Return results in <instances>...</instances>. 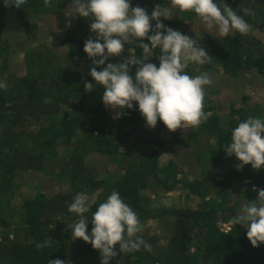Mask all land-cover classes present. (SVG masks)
Returning a JSON list of instances; mask_svg holds the SVG:
<instances>
[{
    "label": "trees",
    "instance_id": "obj_1",
    "mask_svg": "<svg viewBox=\"0 0 264 264\" xmlns=\"http://www.w3.org/2000/svg\"><path fill=\"white\" fill-rule=\"evenodd\" d=\"M7 2L9 7L0 0V82L7 84L6 89H0V264H50L55 259L66 264H101L100 252L72 235V221L79 217L68 211V205L78 193L88 194V201L93 202L85 216L90 219L114 190L137 214L142 226L155 219L161 233L137 234L152 245L151 252L141 246L139 251L119 253L115 246L118 255L110 264H264V244L254 248L247 239V229L241 225L226 229L230 218L241 213L243 203L258 198L253 186L264 189V168L254 170L249 164L238 171L233 166L221 178L212 171L207 176L195 173L198 162L186 167L182 160L168 154L163 140L146 125L136 102L132 109H123V115L109 114L102 102V86L90 75L92 60L83 50L87 39H95L90 30L91 17L75 16L70 10L72 0H50L49 7H45L44 0H26L20 8L11 6V0ZM214 2L221 8L228 4L252 31L241 35L233 30L221 37L214 27L215 35L199 32L190 37L209 55L201 67H220L222 78L228 82L253 73L264 83V0ZM137 5L151 15L150 9L156 5L171 3L131 0V7ZM245 8L255 14L246 15ZM45 14L57 20L48 26L58 27V31H49V44L38 39L40 25L36 19ZM171 15L167 22L160 19L176 31L182 30L178 28L183 22L201 21L194 12ZM152 25L155 27V21ZM201 26L206 27L202 21ZM8 34L36 44L24 50L20 71L10 67L11 54L15 52ZM144 43L149 41L145 39ZM142 54V49L130 41L120 56L110 57L108 62L119 64ZM160 54L159 48L153 50L147 62L159 67ZM82 62L91 66H81ZM196 68L197 64L189 63L185 72L191 77L201 75ZM135 70L133 66L132 75ZM85 83H92L93 91L85 90ZM206 87V119L198 128L177 129L174 139L182 149L190 151L199 149L202 137L209 142V138H215L219 146L206 144L204 152L212 153V161L236 165V157L227 156L225 151L231 132L249 117L264 120V106L232 104L228 112L221 108L217 113L221 105L211 106V97L229 90L209 91ZM251 99L248 95L242 97L246 102ZM156 128L166 126L158 119ZM136 132L147 134L139 139ZM88 156L89 162L95 163L98 157L114 167L100 174L99 166L87 162ZM49 161L59 164L48 174L51 180L66 182L70 191L47 194L38 190L34 196L25 197L20 208L13 205L21 185L18 177L30 171L45 173L44 166ZM237 181H242L246 189L235 187ZM177 186L186 191L180 194L178 206L151 199ZM92 227L88 223L87 234L91 235ZM38 243L44 247L37 248Z\"/></svg>",
    "mask_w": 264,
    "mask_h": 264
},
{
    "label": "clouds",
    "instance_id": "obj_2",
    "mask_svg": "<svg viewBox=\"0 0 264 264\" xmlns=\"http://www.w3.org/2000/svg\"><path fill=\"white\" fill-rule=\"evenodd\" d=\"M26 0H11V6L22 7ZM171 8L156 5L151 15L137 5L131 7V0H72L70 10L81 18L91 17L90 30L95 39L84 43V52L92 60L90 75L96 84L102 86V102L105 106L123 115V109H132L133 102L149 128L154 129L158 119L166 128H198L206 119L203 111L205 86L213 83L207 73L191 77L185 69L189 63L203 65L209 55L196 40L166 27L161 22L171 19V9L179 12H194L208 30L218 29L221 37L230 31L248 35L252 28L228 4L221 8L214 0H170ZM5 6L10 4L4 0ZM49 7L50 0H44ZM246 15H254L250 9H243ZM155 21V27L152 25ZM151 33V34H150ZM147 39L149 43H144ZM102 41V42H101ZM135 43L142 49L140 57L131 56L123 63L108 62L110 57L120 56L124 45ZM159 48V67L147 62L153 50ZM107 62V63H106ZM106 65V66H105ZM135 74L132 75V67ZM97 68L101 70L97 71ZM85 90L93 91L92 83H85ZM7 84L0 82V89ZM227 156H235L237 170L251 165L252 169L264 168V120L249 117L240 122L231 132V142L225 147ZM258 192L255 201L244 205L239 215L228 221V226L241 225L247 229V239L255 248L264 244V189L253 186ZM91 205L87 197L78 193L68 205V211L79 217L73 225L72 235L92 245L101 254V264H110L119 253L139 251L141 246L152 251V245L138 236L143 231L137 214L124 202L118 191H113L105 202L100 203L92 214L91 235L87 234L89 223L85 213ZM227 227V225H226ZM37 248L44 247L37 244ZM50 264H66L61 259L50 260Z\"/></svg>",
    "mask_w": 264,
    "mask_h": 264
},
{
    "label": "rangeland",
    "instance_id": "obj_3",
    "mask_svg": "<svg viewBox=\"0 0 264 264\" xmlns=\"http://www.w3.org/2000/svg\"><path fill=\"white\" fill-rule=\"evenodd\" d=\"M169 8H171V5L168 6ZM150 10H154V8L150 9ZM149 10V11H150ZM152 11L150 13H152ZM179 11L177 9H171V14L173 13V15L177 14V16H179L180 13H178ZM163 19L164 22H167L168 20H165L163 17H161ZM193 22H183L184 24H182L181 27H179L178 29H182L180 32H182L183 35H187L188 37H192V36H196L198 35L199 32H205L206 34H211V35H215V31L214 30H208L206 27H202L201 26V21H198L196 19L192 20ZM36 22L39 23L40 28V37H38V39L43 40L42 43L47 42V44H49L50 39L48 38V33L50 30H54V31H58V27L57 25H55L54 27H49L48 24L50 23H57L56 18L53 15H40L37 17ZM185 25V26H184ZM172 27V26H169ZM50 28V29H49ZM184 29H188V31H184ZM203 30V31H202ZM6 37L9 39V41L11 42V44L14 46V51L15 53L11 54V61H10V67L11 69H14L16 71H20L22 68V64H23V57H24V50H26V48L32 46V47H36L35 45H32L31 42H22L21 40H19L16 36H14L13 34H8L6 35ZM85 62L81 63V66H85L88 67L91 66L88 64H84ZM195 64V63H194ZM202 65L197 64V68L194 69L195 71H202L201 74L203 73H207L209 79L213 82L210 85H208L206 87V89L210 90H214L215 89H226L229 91H223L221 94H216L215 97H211L213 99H211L210 101V105H221L219 110L217 111V113L221 110L228 112L231 109L232 104L235 105V107H247L248 105H252L251 107H254L255 105L259 104V105H263L264 106V83L262 81H260V79H258L259 77L257 75H254L253 73H250L248 75V78L245 79H235L233 80V82H228L227 80H224V78H222L223 73L220 71V67L218 69L215 70H210V69H205L201 67ZM244 95H248L250 96L252 99L250 101H243L242 97ZM208 98V97H207ZM226 98H231V100L226 99ZM221 101V103H220ZM224 103V104H222ZM248 108V107H247ZM108 112L110 115H113L114 117H117V111L116 109H112L110 107H107ZM154 130V134L157 135L158 138H160L161 140H163V142L165 143V147L167 149V151L169 152L168 154H170L171 156L178 158L180 160H182L186 167H190L192 166L195 162L198 165L196 172H199L200 176H207L209 175V171L213 172L216 177H223V175L228 174L231 171V168H233V163H228V162H220V161H212L211 160V155L212 153H210L209 151L204 152V145L209 144L211 147H218V141L215 138H209L211 140V142L207 141V139L205 137L203 140H201L200 145L198 146L199 149L197 148H193L190 151L184 150L182 149L178 143H176L175 139H174V135L175 132H171L166 128H154L151 129ZM137 138L139 139H144L146 137V132H136L135 133ZM197 147V146H196ZM125 150V148L123 149V151ZM203 157V158H202ZM96 158V162L94 163L92 160L89 162L90 157H87V162H89L90 164H92L93 166L96 167H100L98 170L101 174L102 171H104L105 169H112L111 167H114V165L110 164L109 161H105L103 162L102 159H99L98 157ZM59 164L58 163H54L52 161H49V163L45 164L44 169H45V173L42 171L41 172H28L26 174H23L21 176H19V180H20V189H18V191L16 192V195L14 196L13 200H12V204L13 205H17L19 208L22 204V201L25 197L28 196H34L36 194V192L38 190H41L47 194H55L57 192H61V191H70V187L66 182H60L59 180H51L52 176L48 175L49 173H51L53 170L58 169ZM47 171V172H46ZM60 182V184H59ZM39 186V187H38ZM237 186H242L241 188L246 189V185H244L242 183V181H237L235 187ZM184 192L186 193L185 190H183L180 186H177V188L169 193H164V192H160L159 194H154L151 196V199L154 200H160L168 205V206H178L179 204V196L180 194ZM85 196H88V194H85ZM94 195L90 196V199L93 198ZM89 198V197H88ZM87 198V200H88ZM184 198V197H183ZM236 196L233 197V199H235ZM182 200V199H181ZM90 201V202H89ZM88 203H92L93 200H89ZM247 204V203H246ZM245 203H243L241 205V209L243 208L244 205H246ZM73 217V216H72ZM74 218V217H73ZM92 218V217H91ZM91 218L88 219L89 223H91ZM78 219H73L71 226H73L76 222H78ZM147 223V224H146ZM145 224H143V234H147V235H154L155 233H161V231L159 232V230H161V228L159 229V225H158V221L153 219V220H149L148 222H146ZM229 224V223H228ZM227 230H229V226L227 225Z\"/></svg>",
    "mask_w": 264,
    "mask_h": 264
}]
</instances>
